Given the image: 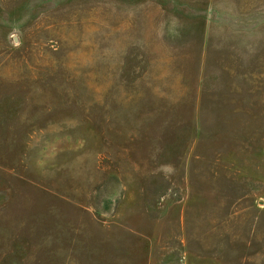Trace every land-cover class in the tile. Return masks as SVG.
<instances>
[{
	"label": "rangeland",
	"instance_id": "1",
	"mask_svg": "<svg viewBox=\"0 0 264 264\" xmlns=\"http://www.w3.org/2000/svg\"><path fill=\"white\" fill-rule=\"evenodd\" d=\"M0 264H264V0H0Z\"/></svg>",
	"mask_w": 264,
	"mask_h": 264
}]
</instances>
